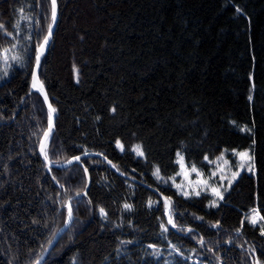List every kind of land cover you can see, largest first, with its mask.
I'll use <instances>...</instances> for the list:
<instances>
[{
    "label": "trees",
    "instance_id": "trees-1",
    "mask_svg": "<svg viewBox=\"0 0 264 264\" xmlns=\"http://www.w3.org/2000/svg\"><path fill=\"white\" fill-rule=\"evenodd\" d=\"M59 1L41 66L56 111L46 151L83 166L49 174L38 153L48 112L30 90L51 2L0 0V264H34L69 204L44 264H264L246 219L264 215V0ZM233 150L254 171L217 206L171 184L177 153L207 175Z\"/></svg>",
    "mask_w": 264,
    "mask_h": 264
},
{
    "label": "water",
    "instance_id": "water-1",
    "mask_svg": "<svg viewBox=\"0 0 264 264\" xmlns=\"http://www.w3.org/2000/svg\"><path fill=\"white\" fill-rule=\"evenodd\" d=\"M50 2H51V0H50ZM61 10H62L61 9V3H60L59 0H57V19H56L55 24L52 25V35H51V37L49 39V42H48L47 46L43 50V54H41L40 45L43 44L44 37L47 36L48 30L43 35V37L41 38V40H40V42H39V44L37 46L36 57L37 56L40 57V59H39V67H37V63H36V59H35V64H34V68H33V72H32L31 90H30L31 93H38L41 96V98L43 99V101L45 103V106L47 108V112H48V121H47V124H46L43 132H42L41 138H40L38 153H39L41 159L43 160V162L45 163V166H46L47 171H48L49 174H51V170L52 169H66V168H68V167H70L72 165H75V164H79V165L83 166L82 163H81V156H80V160L79 161H77L75 159H71V160H68V161H66L64 163H61V164H53V163H51V161L49 160V158L47 160L45 159V152L47 153V151H46L47 145H48L49 140L51 139V137H52V135H53V133L55 131V126H56V111L54 113H50L49 104L52 106V108H54V106H53V104L51 102V99H50L49 94H48V92L46 90L45 84H44V82L42 80V77H41V66H42V62H43L44 58L47 56V54L49 53V50H50V48L52 46L53 39H54L56 30H57V27H58V23H59V20H60V17H61ZM33 84H36V88L33 87ZM41 86H42V90H39V89H41ZM45 95L47 96V99H45ZM49 127H51V133L49 134L48 139H45L44 134H45V132L48 131ZM42 145L44 147V152L41 151V146ZM101 158L104 161H106V163L111 167V169H113L119 175H121V176H123L125 178L130 179L129 177H127V176L119 173L116 170V168L111 163L107 162V160L105 158H103V157H101ZM69 161H71V163H69ZM83 168L86 169L85 167H83ZM85 172L87 174L88 184H87L86 191L84 192V195H86V193L88 191V188H89V185H90V176H89V173H88V171H85ZM54 180H55L57 186L61 188V182H60V180L57 177H54ZM132 180L134 182H136V183H140V182H138L135 179H132ZM145 187L148 188L149 190L154 191L155 193L160 194L159 192H157L156 190H154L152 188H149L147 186H145ZM162 200L165 202L166 207H167L166 208V212H165V217H166V220L168 221V219L170 217V212H171V204H170L169 200L167 198H165V197H162ZM61 210H62V208H61V205H60V200H58V210H57V214ZM71 219L70 220L68 219L67 224L54 235L53 239L50 241L51 243H49L48 245L45 244V243L43 244V246H42V251L43 252L40 255V257L38 258V260L40 261V264H44L45 263V261L47 260V258L49 256L50 251L55 247V245L57 244L59 238L63 235V233L65 232V230L68 228V225H69ZM170 226L172 227V225H170Z\"/></svg>",
    "mask_w": 264,
    "mask_h": 264
},
{
    "label": "rangeland",
    "instance_id": "rangeland-1",
    "mask_svg": "<svg viewBox=\"0 0 264 264\" xmlns=\"http://www.w3.org/2000/svg\"><path fill=\"white\" fill-rule=\"evenodd\" d=\"M248 152L250 155V150H233L228 152H223L220 156H218L213 164L212 169L209 171L207 175H205L197 166H195L199 172L202 174L200 177L197 176V173L191 172L190 175L186 174L185 168L182 167L181 163H178L180 160V156L183 157V164L187 166V168H191V166H188L185 163L184 156L179 153V156L177 155L176 163L179 166V170L177 174L170 179L171 184L173 187L178 191L179 194L183 195L182 192H187L188 195L185 197H192L197 196L194 194L195 191H199L201 194H208L212 197V201L210 203V206L213 205V202H215V205L217 206L219 202L221 201L218 196L213 194L211 191L212 187H215L219 189V191L223 194L233 185L234 182L239 178V176L243 172H248L245 168V170H241L238 165L242 163V161L233 154V152ZM178 154V153H177ZM246 164V162H243ZM253 163V162H252ZM219 165V167H218ZM239 171L238 177H233V173ZM215 173V175H213ZM198 180H207L208 184L211 186L209 188H205L203 184H198ZM174 181V182H173ZM231 185L230 187L228 185ZM177 185H180L181 188H177ZM199 195V196H200ZM215 207V206H213ZM255 219H259V215L254 217Z\"/></svg>",
    "mask_w": 264,
    "mask_h": 264
},
{
    "label": "snow or ice",
    "instance_id": "snow-or-ice-1",
    "mask_svg": "<svg viewBox=\"0 0 264 264\" xmlns=\"http://www.w3.org/2000/svg\"><path fill=\"white\" fill-rule=\"evenodd\" d=\"M56 19H57V0H51V24L49 25L48 27V33H47V36L44 37V41H43V44L40 45V51H41V54H43V50L44 48L47 46L48 42H49V39L52 35V25L55 24L56 22ZM0 31H4L6 35H12L11 32H7L6 29L4 28V25L0 24ZM28 39H31V36L28 37ZM39 59L40 57L37 56L36 57V63H37V67H39ZM33 87L36 88V84H33ZM39 90H42V86H41V89ZM45 99H47V96L45 95ZM49 110H50V113H54L55 112V109L52 108V106L49 104ZM115 109H113L114 111ZM51 133V127H49L48 131L45 132L44 134V137L45 139H48L49 137V134ZM121 147H123L121 145ZM41 151L44 152V147L43 145L41 146ZM140 155H143V152L140 151L139 153ZM233 154L235 156H237L241 161L242 163L240 165H238V167L241 169V170H246L248 172H253L254 171V164L252 163L253 161V156L250 155L248 152H233ZM85 155H87V153H85ZM179 156V153L177 154ZM45 159L47 160L48 159V156H47V153L45 152ZM73 159L79 161L80 160V157H74ZM205 159L207 160L208 158L205 157ZM211 163H214V161H210ZM243 162H246L243 163ZM69 163H71V161H69ZM178 163H181L182 167L185 168V172L186 174L190 175L191 172H195L197 173V176L200 177L202 174L199 172V170L195 167V165H192L191 168H187V166H185L183 164V157L180 156V160L178 161ZM219 167V165H218ZM85 171H87V169H85ZM156 175L159 174V169L157 168L156 170ZM239 171L237 172H234L232 175L233 177H238L239 176ZM213 175H215V173H213ZM174 182V181H173ZM198 184H203L204 187L207 189L209 187H211L209 184H208V181L207 180H198L197 181ZM229 187L231 186L230 184L228 185ZM177 188H181L180 185H177ZM211 191L213 192V194H215L216 196L219 197L220 200H223L224 199V196L223 194L219 191V189L215 188V187H212L211 188ZM183 195L187 196L188 193L187 192H182ZM195 195L199 196L201 193L199 191H195L194 192ZM212 206H216L215 205V202H213V205ZM125 208H130V205H125ZM71 206L69 204L68 206V215H69V220L71 219ZM103 211V210H101ZM259 215V212L257 209H253L252 212L246 217V219L248 220V222L250 224H252L253 226H259L260 228V232H261V235H264V215H259V219H255L254 217ZM168 224L172 225L173 228L176 227L175 223L173 222L171 216L169 217L168 221H167ZM164 231L167 232L168 229L165 227L164 228ZM188 231H191L190 229ZM51 243V242H50ZM201 244H203V241H201ZM174 247V246H173ZM35 264H40V261L37 260L35 262ZM254 264H260V261L259 259H255L254 261Z\"/></svg>",
    "mask_w": 264,
    "mask_h": 264
}]
</instances>
